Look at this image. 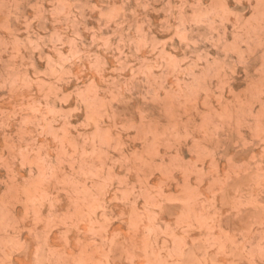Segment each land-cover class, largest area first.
I'll list each match as a JSON object with an SVG mask.
<instances>
[{
  "label": "rangeland",
  "instance_id": "1",
  "mask_svg": "<svg viewBox=\"0 0 264 264\" xmlns=\"http://www.w3.org/2000/svg\"><path fill=\"white\" fill-rule=\"evenodd\" d=\"M0 264H264V0H0Z\"/></svg>",
  "mask_w": 264,
  "mask_h": 264
}]
</instances>
